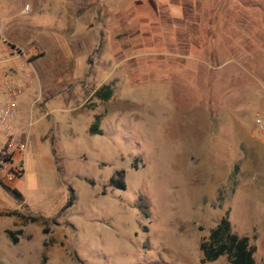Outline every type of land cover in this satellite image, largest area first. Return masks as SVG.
I'll return each mask as SVG.
<instances>
[{"label":"rangeland","instance_id":"obj_1","mask_svg":"<svg viewBox=\"0 0 264 264\" xmlns=\"http://www.w3.org/2000/svg\"><path fill=\"white\" fill-rule=\"evenodd\" d=\"M0 9L36 77L16 116L25 149L0 164L21 193L0 186V264H229L199 250L225 213L264 264V0ZM119 170L123 188L109 184Z\"/></svg>","mask_w":264,"mask_h":264},{"label":"built area","instance_id":"obj_2","mask_svg":"<svg viewBox=\"0 0 264 264\" xmlns=\"http://www.w3.org/2000/svg\"><path fill=\"white\" fill-rule=\"evenodd\" d=\"M24 8L27 9V6L25 5ZM1 25L2 17L0 15V60L3 58L22 59L23 53L2 34ZM22 70L26 77L30 75L28 68L24 67ZM24 83V80L15 76L11 66L2 67L0 76V164L13 163L21 157L18 155L25 149L27 137L19 132L14 125L17 115L16 97L21 92V85ZM253 132L257 139L263 143L264 148V110L254 113Z\"/></svg>","mask_w":264,"mask_h":264},{"label":"trees","instance_id":"obj_3","mask_svg":"<svg viewBox=\"0 0 264 264\" xmlns=\"http://www.w3.org/2000/svg\"><path fill=\"white\" fill-rule=\"evenodd\" d=\"M94 95L101 100H106L110 95V89L106 85H100L94 91ZM98 119L99 115H94V122L88 128L89 133H101V130L98 127ZM122 176L123 173L121 170L116 171L114 175L109 178V184L116 188H123L124 183ZM0 186L7 189L15 199L21 197V193L18 189L7 187L1 182ZM72 198L73 197L70 193L63 208L72 204ZM30 219L31 221H34L35 217L31 216ZM43 231H46V228H44ZM18 232L19 230L6 231L13 241L16 240L13 233ZM199 250L201 252V261H211L223 255L229 264H254V258L252 255L254 252V246L249 244L247 236H239L230 230L227 213L220 217L218 222L209 230L206 238L199 242Z\"/></svg>","mask_w":264,"mask_h":264},{"label":"crops","instance_id":"obj_4","mask_svg":"<svg viewBox=\"0 0 264 264\" xmlns=\"http://www.w3.org/2000/svg\"><path fill=\"white\" fill-rule=\"evenodd\" d=\"M25 5L27 6V9L24 8ZM23 10L29 11L30 10L29 4H27V3L24 4ZM0 15L2 17L1 9H0ZM10 42L13 43L12 41H10ZM15 46H17V45H15ZM31 52H33L32 49H31ZM22 53H23L22 59H10V58L4 59L3 58L0 60V76H1V71H2L3 66H11L13 68V72H14L15 76H17L20 80L25 81V83L23 85H21V92L16 97V104H17V115L16 116H18V111H19L20 107L22 106V102L27 103L28 97L32 96V94L34 92L33 91L34 87L36 86V77L34 76V74L31 71L32 70V68H31V56H28L25 52H22ZM24 67L28 68V70H30V73H29L30 75H28L27 77L25 76V73L22 70ZM28 70H27V72H29ZM31 75H32V77H31ZM25 97H27V98L25 99ZM33 100L34 99L32 98L31 101L33 102ZM31 101H30V103H32ZM15 122H16V124H15ZM14 125L17 127L20 126V124H18L16 121V117L14 119Z\"/></svg>","mask_w":264,"mask_h":264}]
</instances>
